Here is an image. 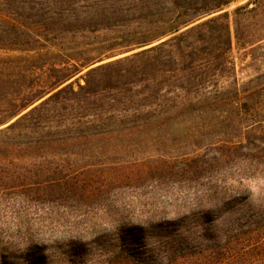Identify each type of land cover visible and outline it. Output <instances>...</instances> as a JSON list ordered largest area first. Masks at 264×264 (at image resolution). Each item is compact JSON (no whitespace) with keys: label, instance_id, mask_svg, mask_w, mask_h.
<instances>
[{"label":"trees","instance_id":"trees-1","mask_svg":"<svg viewBox=\"0 0 264 264\" xmlns=\"http://www.w3.org/2000/svg\"><path fill=\"white\" fill-rule=\"evenodd\" d=\"M234 1L0 0V51L15 52L0 55V264H53L60 254L50 250L67 251L62 264H82L86 244L103 264H264V207L217 232L186 224L230 211L264 177V115L251 103L260 85L250 87L264 74L242 87L231 55L234 41L264 43V0L231 12ZM129 18L122 42L76 43ZM225 112L228 139L139 181L91 191L85 167L66 158L81 143ZM66 225L84 226L87 237L107 225L129 229L103 234L107 242L50 237ZM156 227L187 235L146 251L128 244Z\"/></svg>","mask_w":264,"mask_h":264},{"label":"rangeland","instance_id":"rangeland-1","mask_svg":"<svg viewBox=\"0 0 264 264\" xmlns=\"http://www.w3.org/2000/svg\"><path fill=\"white\" fill-rule=\"evenodd\" d=\"M246 1L236 0L228 9L232 12L237 5ZM120 22H123V25L115 27L114 24H111L109 27H106L108 29L100 28L96 31L80 34L76 39V43L88 47H107L113 43L122 42L129 37L128 28L133 21L129 18L127 21L122 20ZM113 27L115 28L113 29ZM231 28L234 35L233 22ZM3 54H15V52L0 51V55ZM231 55L236 63V75L242 87L245 82L264 74V43L254 50H250L241 47L234 41ZM260 77L258 82L253 84V87L250 86L254 88L257 84L260 85L258 89H253L254 97L251 103L256 109L254 113L257 114V112H260L261 115H264V75ZM228 85L229 83L226 82L225 86ZM228 115L225 112L218 115L207 114L204 118L198 116L194 118L182 117L169 125H165L157 132L148 135L136 133L130 138H119L113 142H106L104 144L103 142L81 143L80 145L67 148L68 155L66 158H72L77 167H85V176L83 175L82 178L89 179L92 184L90 187L91 191L104 189L111 182L139 181L150 177L161 168L168 167L176 158L185 153L193 154L195 152H201L203 148L201 149L200 147H204L211 142L228 139V132L230 131L227 121ZM243 138V136H239L235 140ZM102 151L104 153H100ZM139 187L136 186L135 190H138ZM152 189H154L152 185L146 186L144 183L141 187V191L143 192ZM252 189L253 192L250 198L234 202L233 208L230 211L217 216L213 214L212 218L210 217L208 219L200 218L198 222L190 218V220L186 221V224L191 229L195 228L200 231L204 228H209L211 232H217L227 227L232 220L244 221L251 218L253 212L261 211L264 207V177L255 180ZM197 223L200 225L197 226ZM77 226L75 230L71 226L66 225L61 230L62 233L55 234L54 236L51 235L50 237H61L62 239H58L59 242L66 238L76 237L86 239L90 242V240L92 241L98 238V236H101V241L107 242L108 239L102 238L103 234H112V232H115L117 235H123L129 229L128 227H120L121 230H119V226L113 228V226L107 225L101 229H97L98 234L87 237L84 226ZM136 234V237L140 238L139 241L141 243L130 239L128 240V244L133 247L139 246L137 248L140 250H143L144 244H147L148 249L151 250L155 244L173 242L175 239L183 238L187 235L183 230H177L174 227L170 229L158 227L143 229L136 232ZM118 242L120 244V241ZM65 249H68V247ZM143 251H146V249ZM48 253L60 254L56 257V261L53 264H62V262H59L60 258L67 255V251L62 255L63 253L59 250H50ZM93 253L92 244H86L84 253L76 256L84 258L81 259L83 261L82 264H103L101 260H90L91 257L97 255ZM15 262L25 264L20 259Z\"/></svg>","mask_w":264,"mask_h":264}]
</instances>
